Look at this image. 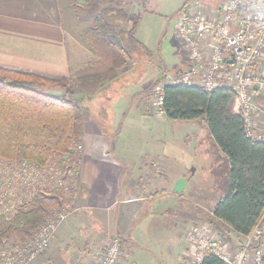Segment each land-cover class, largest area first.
Here are the masks:
<instances>
[{"label": "crops", "instance_id": "0c3cea01", "mask_svg": "<svg viewBox=\"0 0 264 264\" xmlns=\"http://www.w3.org/2000/svg\"><path fill=\"white\" fill-rule=\"evenodd\" d=\"M84 22L76 13L75 0H0V65L66 77L72 82L77 101L80 96L90 98L82 114V150L76 177L79 207L58 226L51 241L52 253L46 250L34 264H94L114 234L121 238L128 261L138 263L136 248L140 245V232H146V241L149 237L152 248L153 238L167 240L171 232L174 243L168 248L175 250L178 256L174 264H182L188 248L189 224L195 222L209 224L222 242L240 245L242 234L212 218V208L225 192H212V185L203 180L194 184V202L181 193L175 194L169 187V169L173 162L164 153L168 147H161L167 137L163 138L159 130L151 131L150 127L148 134L145 129L138 131L139 139L130 132L140 127H134V122L143 125L154 115L149 107L151 96H147L143 109L134 108L127 94L114 98V94L106 92L105 102L100 103V92L104 90L101 88L111 86L125 67L118 68L111 78L77 82L70 76L94 59L84 37L90 26H84ZM133 43L142 45L141 42ZM189 65L187 58L185 69L164 75L165 79H171L170 82L161 79L156 84L173 83L174 76L187 70ZM195 79H200V73ZM80 83H87L85 91L79 87ZM93 99L97 103H93ZM154 117L155 126L163 127L162 120L167 118ZM135 141L142 143L141 151L133 143ZM221 156L226 158L222 151ZM188 183L189 180L184 189ZM170 193L178 198V209H170L175 203V199L169 198ZM204 211L208 217L205 221L201 216ZM215 223L225 234L215 229ZM262 230L260 243L264 247V226Z\"/></svg>", "mask_w": 264, "mask_h": 264}, {"label": "built area", "instance_id": "2783aa9c", "mask_svg": "<svg viewBox=\"0 0 264 264\" xmlns=\"http://www.w3.org/2000/svg\"><path fill=\"white\" fill-rule=\"evenodd\" d=\"M216 10L206 13L186 7L177 14L175 37L190 65L172 81L205 91L229 89L234 94L232 111L241 116L244 133L264 142V0H224ZM152 97V113L165 117L163 84L153 87ZM81 150L80 141H75L69 151L53 153L42 164L0 156V223L9 222L37 201L45 207L41 221L24 240L0 243V264H34L48 249L58 226L78 209ZM262 235V228L256 226L233 248L213 234L209 224H193L186 235L188 248L182 264H201L208 251L226 264H264ZM94 264L138 263L128 261L121 238L114 234Z\"/></svg>", "mask_w": 264, "mask_h": 264}, {"label": "trees", "instance_id": "16d2710c", "mask_svg": "<svg viewBox=\"0 0 264 264\" xmlns=\"http://www.w3.org/2000/svg\"><path fill=\"white\" fill-rule=\"evenodd\" d=\"M140 1L141 6L147 3V0ZM188 3L189 0L177 14ZM131 19L135 27L140 14H133ZM105 20V16L97 14L95 25L85 30V41L94 59L71 73L77 82L111 78L129 58L128 49L117 34L107 30ZM51 89H60L64 96L49 93ZM143 99L146 102L147 94ZM233 101L234 94L225 87L205 91L196 85H163L165 117L202 119L210 137L227 158L226 190L213 206L212 218L224 222L234 232L248 235L256 226H264V142L244 133L241 116L232 111ZM82 114L83 107L76 102L67 78L0 65L1 157L27 158L42 164L53 153L69 151L73 142L80 141ZM44 212V205L37 201L35 206L17 213L9 222L0 223V243L13 236L24 240L37 227ZM214 226L225 234L216 223ZM201 264L226 263L208 251Z\"/></svg>", "mask_w": 264, "mask_h": 264}, {"label": "rangeland", "instance_id": "374dc122", "mask_svg": "<svg viewBox=\"0 0 264 264\" xmlns=\"http://www.w3.org/2000/svg\"><path fill=\"white\" fill-rule=\"evenodd\" d=\"M186 1L149 0L147 6H141L140 0H75L76 13L80 19H84V26H94L97 14L105 16L107 30L111 34H117V38L121 40V44L129 51V58L123 65L125 67L124 71H121L115 77L111 86L101 88L104 90L100 92L99 98L102 96L100 103L105 102L103 96H105L106 92L114 94V98H117L118 94H127L134 108L143 109L145 105L143 96L147 94L148 97L151 96L153 98L152 90L157 81L163 79L170 82V78L165 79V74L172 75L179 72L181 68H186V54L175 37L174 29L177 12ZM223 1L199 0L192 2L189 0L190 4L188 3L187 7L212 13ZM119 10H122L124 13L119 12ZM136 13L140 14V19L134 27L131 16ZM118 17L120 18L117 19ZM133 42H141L142 45L136 46ZM68 82L69 87L73 89L72 82L69 79ZM78 85L83 91L88 86L87 83H80ZM89 99L84 96L81 98L80 96V99L76 100V102L80 106L85 107ZM91 101L97 103L95 99ZM154 116L146 117L147 120L144 121L143 125L134 122V127L137 125H140V127L138 126L135 128V131L131 130L130 132L139 139L140 135L138 131L145 129V134H148V127H150L151 131L159 130L160 133H163V138L167 137L163 140L161 147H168L167 152L164 151V153L168 154L169 160L173 162L169 169L171 172V175L169 174L170 190H173L175 181L182 177L186 182L189 180V183L181 194L189 197L193 202L194 184L198 185L203 180L209 181L212 185V188H210L212 192L219 193L220 191H225L226 182L229 177V164L226 158L221 156V151L216 148L214 141L210 138L204 121L202 119H163V127L157 128L155 126L157 121H155L156 117ZM164 120H167L168 123H165ZM152 134L155 135L154 132ZM133 143H136L139 147L138 150L141 151L143 147L142 143L139 141ZM169 198L174 200L175 194L170 193ZM177 203L178 198L175 199V203L170 206V209H178L179 205ZM47 212L48 210L46 209ZM201 216L202 218L204 217L203 221L208 220L206 211ZM193 224L199 225L200 222L190 223L189 226ZM261 228L263 229V227ZM137 232L139 235V231ZM141 233L143 234V232ZM145 233L141 234V238L139 239L140 245L138 244L136 248L138 249L139 256V258L136 256L138 263L174 264L178 256L175 250L168 248V245H173L174 243V236L171 235V232L167 240L153 238L151 242L153 248L149 246L151 241L149 237L146 241ZM17 239L16 236H13L7 241L11 242ZM145 243L147 244L144 245ZM235 244L232 245L233 248L238 246L237 242ZM127 245L131 248L129 243ZM48 248L47 250H50L52 253V242ZM132 248L134 249L135 247Z\"/></svg>", "mask_w": 264, "mask_h": 264}, {"label": "water", "instance_id": "95a60500", "mask_svg": "<svg viewBox=\"0 0 264 264\" xmlns=\"http://www.w3.org/2000/svg\"><path fill=\"white\" fill-rule=\"evenodd\" d=\"M49 93L57 96H62V97L64 96V93L60 89H54V90L51 89ZM185 185H186V180L182 177L178 178L173 185V192L175 194H180L183 191Z\"/></svg>", "mask_w": 264, "mask_h": 264}]
</instances>
